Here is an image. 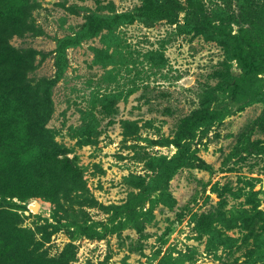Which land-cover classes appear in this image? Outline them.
Segmentation results:
<instances>
[{
  "label": "rangeland",
  "instance_id": "obj_1",
  "mask_svg": "<svg viewBox=\"0 0 264 264\" xmlns=\"http://www.w3.org/2000/svg\"><path fill=\"white\" fill-rule=\"evenodd\" d=\"M0 264H264V0H0Z\"/></svg>",
  "mask_w": 264,
  "mask_h": 264
}]
</instances>
